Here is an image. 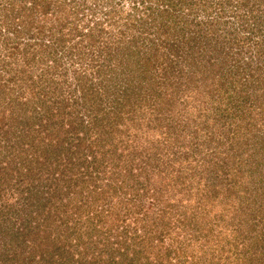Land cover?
Returning a JSON list of instances; mask_svg holds the SVG:
<instances>
[{
  "label": "rangeland",
  "instance_id": "1",
  "mask_svg": "<svg viewBox=\"0 0 264 264\" xmlns=\"http://www.w3.org/2000/svg\"><path fill=\"white\" fill-rule=\"evenodd\" d=\"M19 2L0 264H264V0Z\"/></svg>",
  "mask_w": 264,
  "mask_h": 264
},
{
  "label": "trees",
  "instance_id": "2",
  "mask_svg": "<svg viewBox=\"0 0 264 264\" xmlns=\"http://www.w3.org/2000/svg\"><path fill=\"white\" fill-rule=\"evenodd\" d=\"M45 2H47V0H21V3H20V5H19V7L20 6H24V5H26V4H29L30 6H32L33 7V4H36V6L38 7V6H41V3H45ZM187 2V0H177V3L180 5V3H181V5H183L184 3H186ZM191 4V3H190ZM4 7H5V5H4ZM122 10V9H121ZM116 11H114V13H115ZM109 15V14H108ZM111 16V15H110ZM18 18V17H17ZM134 18H136L135 16H134ZM115 19V18H114ZM180 24H178L177 25V33L179 32L178 30H180V29H183L184 27L181 25V26H179ZM201 26H203V24H200ZM205 26V25H204ZM187 28V27H186ZM209 28V27H208ZM176 29V28H175ZM209 31H211V29L209 28L208 29ZM176 31V30H175ZM198 34V35H197ZM183 36L184 37H186L187 39H188V41H192V40H198V37H199V33H197L196 31H195V33L193 32L191 35H189V34H183ZM11 38V35H6L5 37H4V40L5 41H11V40H9ZM13 42H15L14 40H13ZM17 42V41H16ZM33 44V43H32ZM47 235H44V237H46ZM47 239L46 240H50V236H47L46 237ZM10 260H12V261H15L16 260V258H12V259H10ZM30 261H33V258H30ZM14 264V263H13Z\"/></svg>",
  "mask_w": 264,
  "mask_h": 264
}]
</instances>
